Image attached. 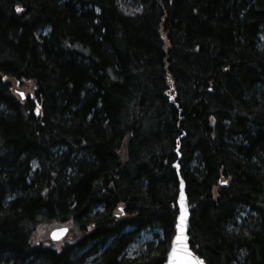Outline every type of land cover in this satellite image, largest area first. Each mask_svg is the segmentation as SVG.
I'll use <instances>...</instances> for the list:
<instances>
[{"label": "trees", "instance_id": "trees-1", "mask_svg": "<svg viewBox=\"0 0 264 264\" xmlns=\"http://www.w3.org/2000/svg\"><path fill=\"white\" fill-rule=\"evenodd\" d=\"M180 180L205 263L264 264V0H0V264H167Z\"/></svg>", "mask_w": 264, "mask_h": 264}, {"label": "snow or ice", "instance_id": "snow-or-ice-1", "mask_svg": "<svg viewBox=\"0 0 264 264\" xmlns=\"http://www.w3.org/2000/svg\"><path fill=\"white\" fill-rule=\"evenodd\" d=\"M97 11H99V9H97ZM21 95H23V93H21ZM221 183H226V181H221ZM181 187H183V181H181ZM183 200L184 196L182 191L180 197V216L176 223L177 234L173 240L171 252L168 255V264H204L202 259L194 256V253L190 251L186 244L187 236L185 235V228L187 210L184 206ZM59 231L64 232L67 230L60 229ZM53 236L56 237V233H53Z\"/></svg>", "mask_w": 264, "mask_h": 264}, {"label": "water", "instance_id": "water-1", "mask_svg": "<svg viewBox=\"0 0 264 264\" xmlns=\"http://www.w3.org/2000/svg\"><path fill=\"white\" fill-rule=\"evenodd\" d=\"M37 113H38V112H37ZM181 181H182V180H180V192H179V197H178V200H177V204H178V208H179V213H178V216H177V220H178V217L180 216V203H181V201H180V197H181V192L183 191V196H184L183 203H184V206H185V208H186V210H187V219H186V228H185V235L187 236L186 244H187V247L190 249V251H191L192 253H194V256H195V257H198V258H200V259H202V260L204 261V264H206V263H205V260H204L201 256H199V255H198V254H197V253L191 248V245H190V236L188 235V221H189V218H190V210H189V208H188V206H187V204H186L185 185H184V182H183V187H181ZM176 223H177V221H176ZM60 229H66L67 231L60 232V231H59ZM175 229H176V227H175ZM68 232H69V228H68L67 226H64V227H58V228L53 229V230L50 232V238H51L52 241H59V240L63 239V238L68 234ZM53 233H56V237L53 236ZM176 234H177V230H176V232H175V235H174L173 238H172V244H171L170 252H171L172 245H173V240H174ZM170 252H169V253H170Z\"/></svg>", "mask_w": 264, "mask_h": 264}, {"label": "rangeland", "instance_id": "rangeland-1", "mask_svg": "<svg viewBox=\"0 0 264 264\" xmlns=\"http://www.w3.org/2000/svg\"><path fill=\"white\" fill-rule=\"evenodd\" d=\"M157 230L147 229L140 233V235L135 239L133 243L130 244L128 250H126L125 255L129 258H133L139 254L142 250L143 246L153 240V236ZM70 241V238H65L61 244ZM88 251V248L84 249L81 254ZM91 260V259H90Z\"/></svg>", "mask_w": 264, "mask_h": 264}]
</instances>
